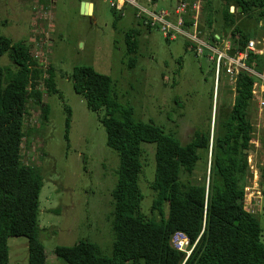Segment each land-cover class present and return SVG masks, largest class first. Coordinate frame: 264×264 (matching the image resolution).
I'll use <instances>...</instances> for the list:
<instances>
[{
    "label": "rangeland",
    "instance_id": "374dc122",
    "mask_svg": "<svg viewBox=\"0 0 264 264\" xmlns=\"http://www.w3.org/2000/svg\"><path fill=\"white\" fill-rule=\"evenodd\" d=\"M137 1L152 11L169 10L166 0ZM170 1L173 3L170 9L179 2ZM78 2L0 0L2 34L24 42L43 71L41 80L32 81L34 86L29 88L21 162L39 168L43 176L38 220L47 264H67L56 256L55 249L80 241L95 243L104 256H112V194L120 159L117 151L107 146L102 124L105 110H90L83 97L73 90L71 76L75 67L90 66L109 76L118 101L133 108L135 120L160 127L183 145L192 140L196 131L216 128L235 95L229 78L222 72L214 104L215 64L210 52L205 50L202 56L196 55L190 40L179 34L175 40L165 38L159 25L152 27L151 32L141 28L136 63L130 68L129 61L134 55L126 53L125 35L138 27L133 11L116 16L112 6L115 1L100 0L94 19L90 20L81 15ZM187 3L190 7L200 3L199 27L204 25V37L211 22L220 39L233 43L234 27L226 32L223 29V0H187ZM237 23L245 34L254 37L258 32L255 39L264 43V20L257 22L241 16ZM0 67L8 80L10 71L16 70L9 53L0 56ZM51 67L59 90L52 95L45 82L46 71ZM250 117L256 129L253 141L258 146L253 144L249 156L252 173L246 187L245 209L259 219L264 243V113L257 102L253 101ZM142 149L141 208L148 217L159 219L158 213L151 211L156 196L152 189L156 145L143 143ZM198 154L191 180L208 184L209 160L213 155L203 149ZM8 246L9 264H29L26 238L10 236ZM183 250L187 255L189 245Z\"/></svg>",
    "mask_w": 264,
    "mask_h": 264
},
{
    "label": "trees",
    "instance_id": "16d2710c",
    "mask_svg": "<svg viewBox=\"0 0 264 264\" xmlns=\"http://www.w3.org/2000/svg\"><path fill=\"white\" fill-rule=\"evenodd\" d=\"M223 2V29L226 32L234 27L232 53L244 51L249 41L256 40L258 32L254 37L245 34L237 20L241 16L257 22L264 20V0ZM192 6L188 5L189 14L184 15L185 30L192 29L194 24ZM127 10L133 11V20L138 25L125 35L126 53L134 55L129 61V67L133 68L141 28L151 32L152 27L145 24V16L136 17L134 7ZM114 14L118 15L116 11ZM203 26L200 25V30L204 33ZM213 28L210 22L205 30L209 42L219 37ZM5 53H9L16 70L10 71L5 80L4 69L0 67V264H9L10 236L27 239L29 264H47L38 220L43 176L39 168L21 162L29 88L34 86L32 81L41 80L43 71L24 42L2 34L0 23V56ZM247 65L262 73L264 53H248ZM46 74L48 93L57 94L54 68ZM71 80L73 90L83 97L90 110H105L102 124L107 146L119 154L120 166L112 194V256H104L95 243L80 241L73 246H58L55 249L58 258L67 264H264L260 221L245 209L246 187L252 173L249 156L256 130L250 117L256 82L253 75L239 72L234 102L222 113L218 126L214 130L209 127L205 132L196 131L185 145L160 127L135 120L133 108L118 101L109 76L90 66H78L73 69ZM47 114L46 106L45 119ZM143 143L156 145L152 184L156 196L151 211L157 212L159 219L148 217L141 208ZM199 149L213 155L209 160L208 184L191 180ZM176 233L188 238V256L173 247L171 242Z\"/></svg>",
    "mask_w": 264,
    "mask_h": 264
},
{
    "label": "built area",
    "instance_id": "2783aa9c",
    "mask_svg": "<svg viewBox=\"0 0 264 264\" xmlns=\"http://www.w3.org/2000/svg\"><path fill=\"white\" fill-rule=\"evenodd\" d=\"M113 7L116 13L125 15L129 6L134 7L136 17L141 18L145 16V24L150 27H156L159 25L165 38L175 40L176 36L182 35L186 37L193 44L196 55L202 56L205 50L210 52V59L215 64V90H214V104L217 100V91L219 82L221 81L222 72L229 78L230 85L233 86L232 91L235 92V84L240 71L249 73L256 78V82L253 86V101L257 102L258 109L261 113H264V68L262 73L256 71L253 66L247 65L248 53L256 55H262L264 53V43H260L256 40H251L247 43L244 51H236L232 53L231 41L217 38L216 41L209 42L205 39L203 32L199 27V17L201 6L200 3L193 5L194 10V24L192 29L185 30L183 28L184 15L187 12L188 4L187 0H179L178 5L174 6L172 10L152 11V9L142 7L137 0H114ZM149 3L151 0L148 1ZM262 45V47H260ZM214 123V122H213ZM252 143H255L252 141ZM250 164V163H249ZM251 169V166H250ZM257 179V172L255 173ZM172 245L178 251L184 252L183 247L189 245L188 238L182 233H176L172 238ZM190 252L187 254V256Z\"/></svg>",
    "mask_w": 264,
    "mask_h": 264
},
{
    "label": "crops",
    "instance_id": "0c3cea01",
    "mask_svg": "<svg viewBox=\"0 0 264 264\" xmlns=\"http://www.w3.org/2000/svg\"><path fill=\"white\" fill-rule=\"evenodd\" d=\"M32 1H34L35 3H41V1H48V2H51V3H53V4H55L54 3V1L55 0H32ZM82 2H89V3H91L92 5H93V17H94V14H95V8H96V6L98 5V3L100 2V0H79V2H78V4H80V3H82ZM164 3H166L167 4V6H173L172 4V2L170 1V0H166V1H164ZM79 8H80V6H79ZM168 8V7H167ZM41 10H42V8H41ZM43 10H44V8H43ZM41 12V11H40ZM89 18V17H88ZM90 20H92L91 18H89ZM255 134H256V132H255ZM254 143H252V145H253ZM257 146H258V143L256 142L255 143Z\"/></svg>",
    "mask_w": 264,
    "mask_h": 264
},
{
    "label": "water",
    "instance_id": "95a60500",
    "mask_svg": "<svg viewBox=\"0 0 264 264\" xmlns=\"http://www.w3.org/2000/svg\"><path fill=\"white\" fill-rule=\"evenodd\" d=\"M231 11H234V8H231ZM80 13L83 16L89 17L91 19H94L93 17V5L89 2H82L80 6Z\"/></svg>",
    "mask_w": 264,
    "mask_h": 264
}]
</instances>
